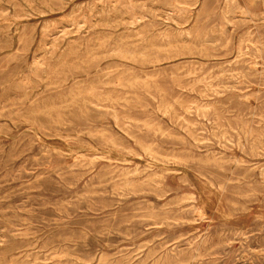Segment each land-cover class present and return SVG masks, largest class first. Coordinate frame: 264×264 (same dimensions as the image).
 <instances>
[{
	"label": "rangeland",
	"instance_id": "374dc122",
	"mask_svg": "<svg viewBox=\"0 0 264 264\" xmlns=\"http://www.w3.org/2000/svg\"><path fill=\"white\" fill-rule=\"evenodd\" d=\"M0 149V264H264V0H0Z\"/></svg>",
	"mask_w": 264,
	"mask_h": 264
},
{
	"label": "bare ground",
	"instance_id": "6f19581e",
	"mask_svg": "<svg viewBox=\"0 0 264 264\" xmlns=\"http://www.w3.org/2000/svg\"><path fill=\"white\" fill-rule=\"evenodd\" d=\"M252 2H253V1H252ZM90 4H91V2H90ZM96 4H97V3H96ZM28 7H29V6H28ZM100 8H101V7H100ZM30 10H31V8H30ZM3 12H4V11H3ZM5 12H6V11H5ZM90 13H91V12H90ZM30 16H31V14H30ZM25 17H26V16H25ZM32 17H34V16H32ZM22 18H23V17H22ZM78 20H79V19H78ZM94 23H95V22H94ZM72 24H73V23H72ZM78 25H81V24L78 23ZM25 28H26V27H25ZM25 28H24V29H25ZM82 29H83V28H82ZM42 30H43V29H42ZM63 30H64V29H63ZM23 31H25V30H23ZM60 31H61V30H60ZM62 32H63V31H62ZM60 33H61V32H60ZM73 33H74V32H73ZM58 35H59V34H58ZM50 41H51V40H50ZM52 49H53V48H52ZM63 53H64V52H63ZM112 53H113V52H112ZM35 60H36V59H35ZM39 64H40V63H39ZM41 66H42V65H41ZM43 72H44V71H43ZM211 86H212V85H211ZM193 105H194V104H193ZM112 144H113V143H112ZM218 146H219V145H218ZM23 149H24V148H23ZM0 150H1V149H0ZM150 150H151V148H150ZM22 151H23V150H22ZM54 152H55V151H54ZM154 152H155V151H154ZM45 153H46V152H45ZM155 154H156V153H155ZM17 155H18V154H17ZM60 155H61V154H60ZM19 156H20V155H19ZM156 156H157V155H156ZM15 157H16V155H15ZM17 158H20V157H17ZM164 158H165V157H164ZM74 159H75V158H74ZM12 160H13V159H12ZM15 160H16V159H15ZM78 160H80V159H78ZM2 164H3V163H2ZM73 167H74V166H73ZM128 169H129V168H128ZM127 171H128V170H127ZM127 173H128V172H127ZM132 173H133V172H132ZM134 173H135V172H134ZM134 173H133V174L130 173V174H131V175H134ZM7 174H8V173H7ZM13 174H14V173H13ZM3 175H4V174H3ZM5 177H6V176H5ZM5 177H4V178H5ZM8 177H9V176H8ZM4 178H3V179H4ZM15 178H16V177H15ZM96 178H97V177H96ZM3 179H2V180H3ZM153 181H154V180H153ZM8 182H10V181H8ZM8 182H7V183H8ZM19 182H20V181H19ZM151 182H152V181H151ZM109 183H110V182H109ZM109 183H108V184H109ZM126 183H127V182H126ZM130 183H131V182H130ZM152 183H153V182H152ZM105 184H106V183H105ZM105 184H104V185H105ZM21 185H22V184H21ZM106 185H107V184H106ZM126 185H127V184H126ZM129 185H130V184H129ZM129 185H128V186H129ZM102 186H103V185H102ZM124 186H125V185H124ZM0 187H1V186H0ZM123 188H125V187H123ZM114 189H115V188H114ZM120 189H121V188H120ZM116 190H117V188H116ZM32 191H33V190H32ZM112 191H113V190H112ZM121 192H122V191H121ZM93 194H94V193H93ZM124 194H125V193H124ZM117 195H118V194H117ZM91 196H92V195H91ZM123 196H124V195H123ZM184 197H186V196H184ZM78 199H80V198H78ZM92 202H93V201H92ZM59 204H60V203H59ZM119 204H120V203H119ZM31 205H32V204H31ZM89 205H90V204H89ZM89 205H88V206H89ZM164 205H165V204H164ZM32 206H33V205H32ZM50 206H51V205H50ZM52 206H53V205H52ZM47 207H48V206H47ZM44 208H45V207H44ZM91 208H92V207H90V209H91ZM55 210H56V209H55ZM64 210H65V209H64ZM88 211H89V210H88ZM203 214H204V213H203ZM155 223H156V222H155ZM157 224H158V223H157ZM157 224H156V225H157ZM127 225H128V224H127ZM20 233H21V232H20ZM13 236H14V235H13ZM126 237H127V236H126ZM211 239H212V238H211ZM226 239H227V238H226ZM222 240H223V239H222ZM230 241H231V240H230ZM0 242H1V241H0ZM223 242H224V241H223ZM261 242H262V241H261ZM189 243H190V242H189ZM215 243H216V242H215ZM230 243H231V242H230ZM243 243H244V242H243ZM225 244H226V243H225ZM225 246H226V245H225ZM212 250H214V248H213ZM150 251H151V250H150ZM151 252H152V251H151ZM206 252H207V251H206ZM148 253H149V252H148ZM198 253H199V252H198ZM189 254H190V253H189ZM59 257H60V256H59ZM61 257H62V256H61ZM147 257H148V255H147ZM101 258H103V257H101ZM166 258H167V257H166ZM197 258H198V257H197ZM169 259H170V258H169ZM100 260H101V259H100ZM237 260H239V259H237ZM232 261H233V260H232ZM245 261H246V260H245ZM42 262H43V261H42ZM99 262H100V261H99ZM158 262H159V261H158ZM12 263H13V262H12ZM178 263H179V262H178ZM182 263H184V262H182ZM217 263H218V262H217ZM242 263H243V262H242ZM179 264H180V263H179Z\"/></svg>",
	"mask_w": 264,
	"mask_h": 264
}]
</instances>
